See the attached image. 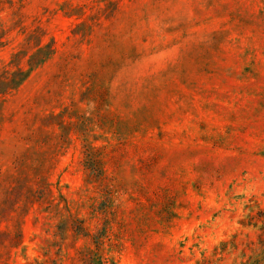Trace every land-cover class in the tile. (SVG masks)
Returning <instances> with one entry per match:
<instances>
[{
	"label": "rangeland",
	"instance_id": "rangeland-1",
	"mask_svg": "<svg viewBox=\"0 0 264 264\" xmlns=\"http://www.w3.org/2000/svg\"><path fill=\"white\" fill-rule=\"evenodd\" d=\"M0 264H264V0H0Z\"/></svg>",
	"mask_w": 264,
	"mask_h": 264
}]
</instances>
